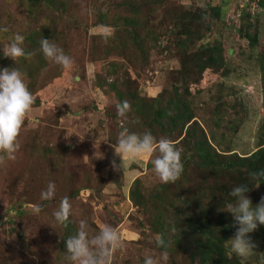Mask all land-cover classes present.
I'll use <instances>...</instances> for the list:
<instances>
[{"label": "rangeland", "instance_id": "obj_1", "mask_svg": "<svg viewBox=\"0 0 264 264\" xmlns=\"http://www.w3.org/2000/svg\"><path fill=\"white\" fill-rule=\"evenodd\" d=\"M40 1L0 0V29H9L12 38L43 29L74 64L68 70L47 59L11 64L20 67L34 103L16 159H0V264H71L66 240L81 220L93 234L104 225L119 229L122 246L113 264H144L149 256L158 264H209L202 251L193 254L200 234L193 236L189 223L171 212L174 207L194 213L201 232L219 238L225 252L215 255L214 264H245L226 247L239 225L225 207L234 203L229 192L239 184H248L253 206L264 200L258 181L264 175L252 179L247 170L253 161L238 159L264 149V0ZM138 6L145 11L135 19L152 42L146 62L126 25L127 13ZM10 42L0 38V49ZM2 56L0 51V68ZM212 59L218 67L209 66ZM150 88L157 92L149 96ZM123 101L131 105L126 117L117 110ZM158 109L168 111L161 123L169 130L175 128L169 118H192L166 133L155 124L149 130L175 142L184 170L175 182L163 183L152 169L154 153L141 175L135 164L129 166L141 180L133 190L137 179L126 182L112 145L122 125L138 134L148 131L145 123L154 121ZM200 131L222 156L223 168L240 171L203 170L196 148ZM49 182L56 195L43 201ZM64 197L72 212L60 224L54 213ZM164 233L168 243L160 245ZM249 238L258 255L247 264H257L264 255V225Z\"/></svg>", "mask_w": 264, "mask_h": 264}, {"label": "clouds", "instance_id": "obj_2", "mask_svg": "<svg viewBox=\"0 0 264 264\" xmlns=\"http://www.w3.org/2000/svg\"><path fill=\"white\" fill-rule=\"evenodd\" d=\"M5 30L6 29H0ZM25 37L16 34L11 42L0 49L4 57L15 61L19 58H28L31 53L24 48ZM41 51L44 57L62 66L65 70L73 67L74 61L71 56L59 47L53 40L43 38ZM34 103V95L24 82V74L16 67L0 68V153L8 160H15L16 153L20 150L19 136L24 125L25 117L30 112ZM118 115L126 117L131 110L128 101H123L117 106ZM118 140L112 147L115 154L121 158L122 167L125 170V160L129 157L134 159L152 157V169L163 183L175 182L183 173L182 150L174 141L168 138L157 139L150 131L143 134L130 131L126 126H121ZM264 175V172L252 174V179ZM260 185L256 186L259 187ZM248 184H239L233 187L229 196L234 203L230 202L225 209L233 216L239 227L235 236L226 241L229 251L247 261L257 257L255 246L249 234L264 225V200L253 206L252 200L246 195L249 192ZM56 195V185L49 182L46 189L41 192V200L51 201ZM43 210L41 205L35 207L37 213ZM72 212V204L68 197L60 201L58 210L54 216L58 223L66 224ZM160 245L163 240L158 241ZM122 246L119 229L111 225H104L98 232L93 234L91 226L86 220H81L75 235L66 240L68 260L71 264H113L114 253ZM166 253L164 254L166 258ZM257 264H264V255L259 254ZM144 264H158L157 259L145 257Z\"/></svg>", "mask_w": 264, "mask_h": 264}, {"label": "trees", "instance_id": "obj_3", "mask_svg": "<svg viewBox=\"0 0 264 264\" xmlns=\"http://www.w3.org/2000/svg\"><path fill=\"white\" fill-rule=\"evenodd\" d=\"M33 1H35V2L39 1L38 6L42 5V2L40 0H33ZM42 1L44 2V5H55V4H57L55 2L57 0H42ZM144 11H145V8L143 6L131 8L129 10V12L127 13V15H128L127 17H129V18H128V21L126 23L128 29H129L127 31L129 34L130 41L134 44V49L136 50L140 59H142V62H146V60H147V57H146L147 47L149 45H151V43H152L150 38H149V35H146L147 34L146 30L142 29L143 33L140 31L141 29L139 27V24L135 19V16L142 17L144 14ZM130 17H134V18H130ZM1 29H6V28L1 27ZM129 31H131V34L129 33ZM10 32L11 31L9 29H6V31L0 30V38L7 41V42H10L13 39L10 36ZM42 33H43V29L34 28L31 33H29V34L26 33L23 35L25 37L24 44H29V42H33L34 44L36 43V46H34L33 48L24 47L26 52L31 53L30 57L22 58V61H24L23 63H25L24 65H30L34 62V60H37V59L40 62H43V60L46 59L44 57L42 51H41V40L43 38L52 40V38L45 36ZM36 52H37V55H35ZM2 58L5 60L2 63V68L11 69V68L16 67L21 71L19 66L17 67V66L11 65L12 63L14 64L15 61L11 60L10 58L4 57V55L2 56ZM209 66L212 68L218 67V61L216 59H212ZM27 76H30V75L28 74ZM165 112H168V111H166V109L156 110L155 114L157 117L154 119L153 122H146L145 123L146 129L148 131L151 130L154 126L153 124H155V125H158L159 130L161 127V129L166 133V132L170 131L171 129H173V130L176 129L178 125L185 126L188 123H191V121H192L191 117L186 118V117H184V115L182 113H180L179 114L180 116L176 117L173 120H171L168 116L169 121H170L169 123L171 124L168 126L175 127V128H171L169 130L166 124L161 123L162 118L165 115L167 116V114H165ZM196 148L199 151L200 156L202 157V162H203L202 169L203 170H211L212 169L218 173H226V174H229L231 171H236V170L240 171L237 168L233 169V167H231L230 164H228V166H226V168H223L222 164H220V159H222L221 158L222 156L220 154H218L213 147L210 146V144L208 143V140H207L206 133L204 131H200L199 138L196 142ZM263 158H264V149L258 151L257 153L253 154L252 156H250L246 159H240V158H238V159L241 162H243L245 165H247L253 161V164L251 167L247 166L248 167L247 173L252 175L253 173H257V172H264V169H262L261 166L258 167L259 164L260 165L263 164V161H264ZM258 181H260L261 183H264V179H258ZM140 184H141V180L137 179L135 181V183L133 184L132 189L134 190ZM132 192H134V191H132ZM131 197H133V193H131ZM133 199H134V197H133ZM170 209H171V212L173 213V215L177 214L178 217H180V219L185 220L186 224L189 223V225L191 226V228L193 230L192 231L194 234L193 236L200 234V236L198 238L199 241L197 243V246L193 248V254H197L198 252L202 251L203 255L206 256V258L210 261L209 264H214L213 262L216 263L218 260L216 259L215 255L218 254L219 256H223V254L225 252L224 249H221V251H219V246L221 245L219 242L220 241L219 238L211 232L210 233H208V232L206 233L203 231L201 232V230H203V229L200 227L199 222L196 221L195 219H194L195 221L192 219L194 213H191V212L193 210L190 211V213L192 215L187 216L185 211L184 212L177 211V210H175L176 209L175 207L170 208ZM195 217H197V216H195ZM191 220L194 221L195 226H193V224H191V222H192ZM162 235H163L162 237H164L163 238L164 243L165 244H166V242L168 243L167 238H166L167 235L165 233ZM226 236H229V235H226ZM203 241H205V244L203 243Z\"/></svg>", "mask_w": 264, "mask_h": 264}, {"label": "crops", "instance_id": "obj_4", "mask_svg": "<svg viewBox=\"0 0 264 264\" xmlns=\"http://www.w3.org/2000/svg\"><path fill=\"white\" fill-rule=\"evenodd\" d=\"M155 89V88H154ZM154 89H149L148 90V92H150V95L149 96H151V94H152V92H157L156 91V89L154 90ZM150 158L151 157H144V158H139V159H134V158H131V157H129V158H127L126 160H125V170L123 169V167H121L123 170L121 171L122 173H123V175H124V178H125V180H126V182H129L131 179H138L139 177V175H141V170H142V168H143V166L145 165L144 163H146V164H149V162H150ZM121 160V159H120ZM129 160L131 161V160H133L132 162H129ZM121 162V164H122V161H120ZM135 164V166H136V168H134V169H136L137 170V173L139 174V175H136L135 173H134V171L133 170H130L129 169V166L131 165V164Z\"/></svg>", "mask_w": 264, "mask_h": 264}]
</instances>
